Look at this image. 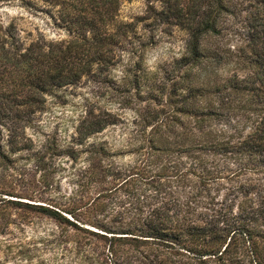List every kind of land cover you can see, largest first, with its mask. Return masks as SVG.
I'll use <instances>...</instances> for the list:
<instances>
[{"label":"rangeland","instance_id":"374dc122","mask_svg":"<svg viewBox=\"0 0 264 264\" xmlns=\"http://www.w3.org/2000/svg\"><path fill=\"white\" fill-rule=\"evenodd\" d=\"M234 1L236 11L223 18L222 32L207 38L232 50V60L215 67L222 77L252 72L237 56L249 35L260 28L253 15L263 2ZM142 10V1L133 0L123 5L121 15L128 19ZM0 19L5 24L13 21L26 41L38 30L46 38L65 36L17 3L0 6ZM155 38L157 43L144 51L138 70L139 93L130 85L133 72L128 71L117 82L97 85L84 79L58 96H46L35 126L27 128L32 150L16 153L6 167L0 166V188L5 191L0 194V264H219L173 245L111 242L100 227L114 228L137 215H158L168 216V226L180 219L219 231L225 227L226 233L238 224L240 210L264 206V165L241 169L245 155L188 149L185 134L199 136L202 131L196 127L189 131L192 117L178 111L180 99L172 98L183 90L172 92L174 78L184 71L175 61L184 53L188 35L172 28ZM122 68L118 65L111 73L121 76ZM86 99L116 112L114 122L84 137L72 156L42 146L48 134L70 139ZM242 102L236 99L230 106ZM256 116L252 110L234 107L202 126L235 141L255 130L260 120ZM35 205L59 209L75 224Z\"/></svg>","mask_w":264,"mask_h":264},{"label":"trees","instance_id":"16d2710c","mask_svg":"<svg viewBox=\"0 0 264 264\" xmlns=\"http://www.w3.org/2000/svg\"><path fill=\"white\" fill-rule=\"evenodd\" d=\"M131 1L0 0V6L17 3L34 11L59 31L58 35H65L46 38L38 30L35 38L26 41L13 21L5 24L0 19V166L6 167L14 160V154L32 150L34 142L27 128L35 126L47 95L58 96L59 91L84 79L97 85L117 82L128 71L133 72L130 85L139 93L142 75L138 70L144 51L157 43L155 35L169 33L172 28H180L188 35L185 51L175 61L176 67H183L184 71L174 78L176 87L172 92L178 87L183 90L172 98L180 99L178 111L192 117L189 131L194 127L202 131L199 136L185 134L183 140L190 144L188 149H211L229 153L230 157L245 155L248 159L241 163V169L264 165V0L253 15L260 28L249 35L247 46H242L237 56L253 68L242 77H222L216 72V66L232 60V50L207 40L222 32L223 18L236 11L237 2L141 0L142 12L125 19L121 9ZM118 65L123 66L121 76L111 73ZM151 88L149 96L153 95ZM236 99L242 104L231 107ZM234 107L252 110L257 115L260 120L254 131L233 141L231 135L225 138L224 134L203 128L205 120L222 116L224 110ZM115 115L116 112L86 99L70 139L63 141L56 134H48L42 146L52 153L72 156L84 137L113 123ZM178 120L176 117L175 122ZM174 128L170 125V130ZM176 142L181 143L182 139ZM4 192L0 188V194ZM35 206L56 219L75 224L59 209ZM63 211L74 216L73 211ZM238 217V224L226 233L225 227L219 231L180 219L168 226V216L158 215H137L114 228H100L109 234L111 242L173 245L200 257L213 258L219 264H264V206L245 207ZM237 234L239 238L234 237Z\"/></svg>","mask_w":264,"mask_h":264}]
</instances>
